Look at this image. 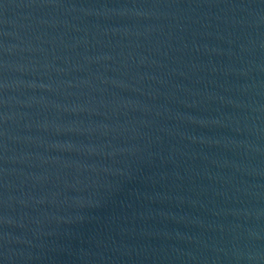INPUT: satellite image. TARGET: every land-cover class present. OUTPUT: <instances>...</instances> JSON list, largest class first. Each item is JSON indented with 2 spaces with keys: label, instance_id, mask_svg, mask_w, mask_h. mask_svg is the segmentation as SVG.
<instances>
[{
  "label": "water",
  "instance_id": "obj_1",
  "mask_svg": "<svg viewBox=\"0 0 264 264\" xmlns=\"http://www.w3.org/2000/svg\"><path fill=\"white\" fill-rule=\"evenodd\" d=\"M0 264H264V0H0Z\"/></svg>",
  "mask_w": 264,
  "mask_h": 264
}]
</instances>
